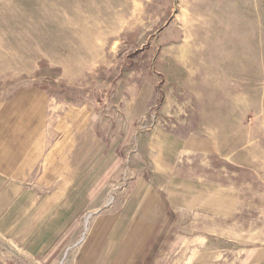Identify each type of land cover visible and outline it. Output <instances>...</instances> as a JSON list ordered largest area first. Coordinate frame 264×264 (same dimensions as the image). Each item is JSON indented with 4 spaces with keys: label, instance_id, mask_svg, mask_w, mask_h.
<instances>
[{
    "label": "rangeland",
    "instance_id": "374dc122",
    "mask_svg": "<svg viewBox=\"0 0 264 264\" xmlns=\"http://www.w3.org/2000/svg\"><path fill=\"white\" fill-rule=\"evenodd\" d=\"M23 90L116 133L112 202L136 180L165 190L184 246L151 264H264V0H0V103Z\"/></svg>",
    "mask_w": 264,
    "mask_h": 264
},
{
    "label": "crops",
    "instance_id": "0c3cea01",
    "mask_svg": "<svg viewBox=\"0 0 264 264\" xmlns=\"http://www.w3.org/2000/svg\"><path fill=\"white\" fill-rule=\"evenodd\" d=\"M49 106L30 90L0 103V264H56L87 211L101 216L72 264H151L157 250L183 247L163 188L136 180L109 198L121 175L116 133L84 107L54 117Z\"/></svg>",
    "mask_w": 264,
    "mask_h": 264
},
{
    "label": "built area",
    "instance_id": "2783aa9c",
    "mask_svg": "<svg viewBox=\"0 0 264 264\" xmlns=\"http://www.w3.org/2000/svg\"><path fill=\"white\" fill-rule=\"evenodd\" d=\"M97 214L96 213H94V214H92V213H89V214H84V217H83V219H84V221H85V230L87 231L88 230V227H89V224H90V221H91V219L93 218V216H96ZM82 241V240H81ZM69 247H67L66 248V251H67V253H66V255L70 252V250H71V248H69ZM66 255H65V257H66ZM60 264H62V263H60Z\"/></svg>",
    "mask_w": 264,
    "mask_h": 264
}]
</instances>
